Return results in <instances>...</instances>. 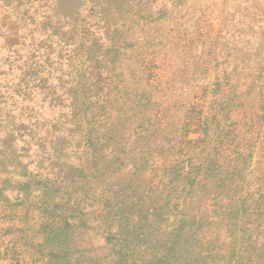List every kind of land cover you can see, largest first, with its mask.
<instances>
[{
  "label": "rangeland",
  "instance_id": "rangeland-1",
  "mask_svg": "<svg viewBox=\"0 0 264 264\" xmlns=\"http://www.w3.org/2000/svg\"><path fill=\"white\" fill-rule=\"evenodd\" d=\"M140 216L264 264V0H0V264L66 223L113 264Z\"/></svg>",
  "mask_w": 264,
  "mask_h": 264
},
{
  "label": "trees",
  "instance_id": "trees-1",
  "mask_svg": "<svg viewBox=\"0 0 264 264\" xmlns=\"http://www.w3.org/2000/svg\"><path fill=\"white\" fill-rule=\"evenodd\" d=\"M158 60H152L153 65L150 67V76L160 81V77L156 72L163 67L164 63ZM160 88L159 85L156 90ZM157 115H159V112ZM234 168L237 171L239 165ZM219 180L221 181V186L227 184L231 186L233 184L227 182L226 177H221ZM141 199L140 196L135 197L133 202ZM242 207L243 204L234 211V218L240 217L239 214ZM128 220L126 219L125 223L119 227L120 235L124 237V243H119L120 252L117 254V260L113 264H220L219 260H217L220 257L219 252H214V249L208 247L201 246L199 248L194 246L193 240L199 235L196 229L187 231L182 226L173 228L171 233L161 234V237H159V234L155 233L156 229L149 230L146 227L147 219L143 216L138 217V222L134 224L128 223ZM186 233H188V236L185 235ZM70 238L69 223H66L63 230L54 234V236L52 234L45 236L42 242V245L48 248V251L42 252L48 258L45 264H83L81 257H78L76 253L72 254L69 250ZM153 240H156L158 244L156 247H152ZM152 248L153 252L150 253L149 257H146L148 250ZM242 253V249H237L236 244L230 253L222 256L223 264L253 263L252 257L246 258ZM138 254H141L139 258L137 257ZM88 264L105 263L90 261Z\"/></svg>",
  "mask_w": 264,
  "mask_h": 264
}]
</instances>
